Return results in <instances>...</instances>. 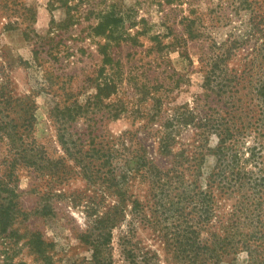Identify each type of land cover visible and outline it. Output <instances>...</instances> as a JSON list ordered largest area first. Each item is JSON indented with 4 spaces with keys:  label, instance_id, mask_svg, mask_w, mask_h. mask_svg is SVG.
<instances>
[{
    "label": "rangeland",
    "instance_id": "1",
    "mask_svg": "<svg viewBox=\"0 0 264 264\" xmlns=\"http://www.w3.org/2000/svg\"><path fill=\"white\" fill-rule=\"evenodd\" d=\"M218 2L0 0V182L12 191L11 196L3 194L9 207L0 206V229L8 227L0 233V264H46L47 260L90 264L96 240L104 242L103 254L112 264H192L179 261L170 246L191 216V207L152 206L158 199L152 178L129 171L132 147L123 141V134L137 130L136 141L146 147L148 157L167 167L154 138L157 124L143 130L146 118L140 114L154 113L156 98L164 118L178 105H187L198 116L216 106L213 96L204 95L202 64L210 46L228 39L241 21L232 15L228 21L211 14ZM103 12L124 19L125 26L136 23L128 30L133 43L121 38L112 42L108 62L99 52L106 39L94 30ZM196 15L201 18L203 36L185 42L182 18ZM153 37L158 40L152 41ZM237 66L239 59H233L230 67ZM105 77L114 80L115 92L110 98H104L103 92L97 108L90 97ZM74 99L90 105L70 123V140L85 150L94 139L108 150L111 159L105 178H86L58 142L53 109ZM114 112L118 117L111 116ZM194 132L193 127L183 129L177 149L190 153ZM206 139L208 150L200 165L202 188L216 164L213 149L218 141L215 133ZM32 152L42 162L41 169L22 162ZM180 192L171 190L164 196L175 202ZM121 197L124 202H119ZM237 198L216 193L214 227L218 221L232 219L231 213L240 208L234 207ZM249 208L263 211L259 224H264V207ZM241 231L251 234L252 228ZM207 233L208 229L203 230L200 240ZM32 244L43 247L44 254L36 253ZM249 261L246 251L237 250L216 264Z\"/></svg>",
    "mask_w": 264,
    "mask_h": 264
},
{
    "label": "trees",
    "instance_id": "2",
    "mask_svg": "<svg viewBox=\"0 0 264 264\" xmlns=\"http://www.w3.org/2000/svg\"><path fill=\"white\" fill-rule=\"evenodd\" d=\"M210 13L228 21L230 15L241 20L239 27L228 39L210 46V52L202 64V89L204 95L214 97L216 106H209L206 114L198 116L187 105H178L173 109L172 115L164 118L158 113L162 110V104L156 98L155 112L140 114L142 119L146 118L141 128L147 130L157 124L154 138L161 158L167 159V167L158 166L148 157L146 147L136 141L139 138L137 130H128L123 134V141L130 143L132 147V165L128 169L135 175H150L152 178L151 188L158 197L152 206L191 207L188 213L191 216L185 220V227L178 233L174 243L170 244L179 261L216 264L226 254L243 250L248 253L249 264H264V224H259L263 211L249 208L264 207V0H219ZM98 18L94 30L97 36H104L106 39V43L100 45L99 52L104 56L103 62H108L111 57L107 49L112 42H118L121 38L122 41L133 43L134 38L128 30L136 26V23L130 21L125 26L124 19L110 12L99 13ZM200 22L198 15L182 18L183 33L186 36L182 39L185 42L203 36ZM153 40L157 41L158 38L153 37ZM171 46L174 48L176 45L174 43ZM233 59H239V66L230 67ZM159 86L162 88V85ZM103 92L104 98H110L114 94L115 85L111 77H105L98 84L97 93L90 97L97 108L102 104L100 96ZM88 102L81 104L74 99L65 105H57L52 116L58 125V142L65 154L86 178L94 180L100 176L105 178V173L109 174L107 166L111 157L108 150L94 139L85 150L83 147L78 149L79 145L70 140L68 133L70 123L88 111ZM210 103L211 101L208 105ZM118 115L119 113L114 112L111 116ZM188 127L194 128L196 137L189 145L190 153L185 148L177 149L179 135ZM211 133H215L218 138L213 149L216 164L204 179L205 187L202 188L199 185L200 176L202 177L200 165L208 150L206 137ZM249 137L252 141L246 146ZM202 140L205 145L201 144ZM25 156L22 161L25 165L41 169L42 162L35 152L29 157ZM46 162L53 165L51 161ZM171 190L181 191L175 202L164 196L165 192ZM10 192L12 193L7 185L0 182L1 207H9L7 197L3 194L11 196ZM218 192L238 195L234 207L240 208L231 213L232 219L218 221V227H214L213 207ZM119 202H124L123 197ZM240 225L243 230L244 227L252 228V233L242 232ZM205 229H208V237L200 240ZM6 230L8 227L0 229V233H5ZM9 230L14 231L10 227ZM103 243L101 240L94 241L90 264H112L103 254ZM32 247L36 253L44 254L43 247L37 248L33 244ZM47 259L44 257L42 260ZM46 262L50 264L48 260Z\"/></svg>",
    "mask_w": 264,
    "mask_h": 264
}]
</instances>
